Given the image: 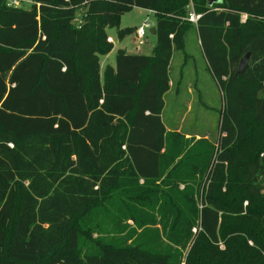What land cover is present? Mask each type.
<instances>
[{"label":"trees","instance_id":"16d2710c","mask_svg":"<svg viewBox=\"0 0 264 264\" xmlns=\"http://www.w3.org/2000/svg\"><path fill=\"white\" fill-rule=\"evenodd\" d=\"M192 2L197 24L190 0H0V264H264V0ZM132 7L156 13L154 53L118 49L101 75ZM195 26L224 97L217 144L161 118ZM105 206L163 235L94 237Z\"/></svg>","mask_w":264,"mask_h":264},{"label":"rangeland","instance_id":"374dc122","mask_svg":"<svg viewBox=\"0 0 264 264\" xmlns=\"http://www.w3.org/2000/svg\"><path fill=\"white\" fill-rule=\"evenodd\" d=\"M31 6V3L23 4L24 8H31ZM156 19L157 16L154 11L140 7L126 9L118 16V26L107 30L108 35L114 40V48L110 53L100 55L101 75L104 74L106 65H115L118 49H127L128 51L135 52L139 51L137 50V48H139L141 53L153 55L157 45V37L151 33L150 29L156 25ZM146 20L151 24V28H147L144 38L138 40L134 28L141 26ZM119 29L125 31V35L122 38L118 36ZM196 37V32L193 30L187 33L186 50L191 54L188 59L185 58L182 52L175 51L172 63V68L175 71L172 72V75H177V78H179L180 69L183 68V63H185L186 66L183 69L184 78L181 83L183 87L182 91L185 93V91L188 90V83L194 85L193 100H195L198 105H196V109L192 114L188 116H186V114L179 122L177 118H174L169 125L173 128L180 127L184 132L187 131L192 134H199L200 136L205 135L209 140L217 144V137L219 135L218 122L224 107V97L221 87L210 73L204 61L202 49L201 46L198 45ZM195 84L197 86H195ZM179 100L178 96L176 97V101L173 99L171 101L168 100L170 102L166 112L169 113V117L173 115L171 106H173L174 103L176 104L174 111L176 117L188 106L185 104V107L182 106L184 107L183 110L181 106L179 109L177 106V104L179 105ZM260 181L264 186V174L260 176ZM118 200H120V196H118L116 202H119ZM102 211L103 212L96 219L98 221L97 226L93 227L94 237L103 236L107 239L114 238L115 241L131 244L139 238L147 239V236L142 235L143 232L151 234L152 232L158 231L161 236L163 235L162 225L160 223L139 227L133 220L123 217L122 214L117 211H110L106 206ZM106 214L111 216V218ZM149 215H155L157 220L160 218L156 211L149 213ZM221 241L223 246L224 240L222 239ZM186 256L187 251L184 252V257ZM182 264H186V262L183 261Z\"/></svg>","mask_w":264,"mask_h":264},{"label":"crops","instance_id":"0c3cea01","mask_svg":"<svg viewBox=\"0 0 264 264\" xmlns=\"http://www.w3.org/2000/svg\"><path fill=\"white\" fill-rule=\"evenodd\" d=\"M138 28V27H136ZM194 32H196V39H197V43L199 46H201V49H202V45H201V41H200V37H199V34L197 32V27L195 26L193 29H192ZM135 32V31H134ZM187 36V35H186ZM111 37V36H109ZM112 38V37H111ZM112 42L114 44V40L112 39ZM127 51V53L129 54H144V53H141L140 49L137 48V50L139 51H128L127 49H125ZM202 51V55H203V58H204V61L205 63L207 64V67L211 73V70L209 68V65H208V62H207V59L204 55V52H203V49L201 50ZM183 53V55L185 56L186 59H188V57L191 55L188 53V51L186 50V44H185V49L183 51H180ZM174 53L175 51L173 52V56H172V59L170 61V65H169V78H170V81H169V85H170V88L169 90L165 93L164 95V105H163V108H162V113H161V118H162V121H163V124L166 128L167 131L169 130H177L183 134H185L186 137H190V136H196V137H200L199 134H192L190 132H187V131H182L180 129V127L178 128H173L172 126L169 125L170 122H172V119L174 118H177L178 119V122L181 121L185 115L188 116L190 114H192L194 112V110L196 109V102L195 100H193V93H194V85H192L191 83H188V90L185 91V93L182 91L183 87H182V81H183V78H184V73H183V69L185 68V63H183V68L180 69V74H179V78H177V75H172V72H174L175 70L172 68V63H173V59H174ZM148 55V54H146ZM114 66V65H113ZM100 68H101V59H100ZM172 69V70H171ZM212 74V73H211ZM195 86H197L195 84ZM169 96V97H168ZM178 96V99H180L178 102H179V105L177 104V106L179 107L180 109V106H181V109L183 110V108L185 107V104H187L188 106L184 109V111L182 113H179L178 114V117L175 116L174 114V111H175V106L176 104L174 103L173 106H171V108L173 109V118L172 116L169 117V113H167V107H169V102L173 99L174 101H176V97ZM187 99V100H185ZM170 100V101H168ZM184 106V107H182ZM192 119V118H191ZM185 120V119H184ZM178 126H181L179 124H177Z\"/></svg>","mask_w":264,"mask_h":264},{"label":"built area","instance_id":"2783aa9c","mask_svg":"<svg viewBox=\"0 0 264 264\" xmlns=\"http://www.w3.org/2000/svg\"><path fill=\"white\" fill-rule=\"evenodd\" d=\"M191 1V10L189 11V14L187 16V20H189L190 22L197 24L198 19L200 18V14L196 13L194 11L193 8V2ZM24 3H33V0H7V5L8 6H16V7H21L23 6ZM147 28H151V24L146 20L145 22H143V24L141 26H139L138 28H136L135 30V34L138 40L144 38L145 34H146V29ZM108 40L110 42H112V38L108 37Z\"/></svg>","mask_w":264,"mask_h":264},{"label":"water","instance_id":"95a60500","mask_svg":"<svg viewBox=\"0 0 264 264\" xmlns=\"http://www.w3.org/2000/svg\"><path fill=\"white\" fill-rule=\"evenodd\" d=\"M221 0H208V5H212L213 3L215 2H219ZM151 33L152 34H155L156 33V27H152L150 29ZM249 61H250V53H246L242 59L240 60V63H239V66H238V69H237V73L241 74L243 73L249 66ZM263 109H264V105H263Z\"/></svg>","mask_w":264,"mask_h":264}]
</instances>
